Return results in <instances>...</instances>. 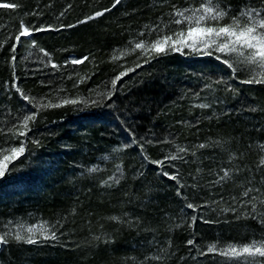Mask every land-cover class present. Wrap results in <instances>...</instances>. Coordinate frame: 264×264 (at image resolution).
Masks as SVG:
<instances>
[{
    "label": "rangeland",
    "instance_id": "rangeland-1",
    "mask_svg": "<svg viewBox=\"0 0 264 264\" xmlns=\"http://www.w3.org/2000/svg\"><path fill=\"white\" fill-rule=\"evenodd\" d=\"M41 1L45 0H36L33 10V14L40 18L38 24L34 18V21H29L27 19L30 17L23 14L18 18V27H12L14 24L7 16L11 9H0V18H4L3 25H0V53L5 56L6 63L9 60L12 62L14 53L11 48L16 44L17 50L22 51L26 75L31 72L38 74L46 86H51L48 80L61 82L54 83L58 88L53 99L44 101L41 97L38 102L58 104L62 99L100 100L96 105L78 103L54 108L68 109L82 117L84 123L105 127L95 142L68 136L56 139L53 136L54 141L49 143L44 132L31 133L32 130L25 137L17 138L14 132L8 130L14 125L19 128L18 118L34 110L31 111L26 105L21 107L19 113L11 110L16 100L23 99L13 94L11 82L0 74V153L7 155L11 147H19L21 141L25 144V153L9 166L11 171L0 177V231L6 230L4 225L9 221L26 224H36L41 220L49 224L59 222L57 241L37 245L10 242L0 246V264H6L7 258L15 256L19 264H60V251L72 248V253L79 258V254H89L91 249L94 250L109 232H113L109 234L111 243L114 241L116 244L106 253L108 255L97 258L94 264H235V261H226L219 254L207 253V247L217 244L219 248H224L229 244L242 245L264 239V224L259 219L245 216L246 212H251V206L245 207L243 202L250 197L242 196L247 188L259 189L250 196L260 197L264 193V166L258 163L264 155L258 147L264 144V85L241 83L250 76V70L246 67L237 72L235 79H230L231 70L216 60L215 55L171 53L157 57L151 60L163 67L157 76L164 77L167 72L171 73L169 79L174 81L171 85L176 90L173 97L175 102L168 105L171 108L164 114L172 123L182 124L183 130L173 135L171 125L170 133L159 137L151 130L149 134L135 132L131 125L141 123L127 115L125 104L118 103V100L136 84L133 81L128 85L118 81L110 98L101 99V94L111 90V80L119 72L144 63L146 57L138 59L139 50L133 52L134 45L129 42H138L141 38L155 39V35L149 37L145 33L144 37H140L138 34L145 31L146 25L156 24L161 17L167 22L173 5L185 8L190 6L189 2L121 0L113 8V0L107 7L111 9L108 12L117 9L119 12L114 17L125 19L126 25L121 31L124 37L105 49L108 66L112 70L104 71L108 75L96 82L92 78L95 73L86 72L85 61L78 65L70 63L72 59H82L84 55L68 52L57 60L55 54L42 47L44 42L37 39L36 46H32V43L24 41L35 36V28L44 27L47 30L39 32L52 30L53 34L57 30L66 31L70 28L68 25L74 24L71 12L65 13L56 6L50 8L47 17H43L45 15L37 10ZM46 1V5H49L55 0ZM65 2L58 0L61 6ZM0 3L13 2L0 0ZM223 3L239 10L249 0H223ZM191 4L198 6L199 0H191ZM250 4L257 8L262 6L261 0H250ZM25 13L30 14L26 10ZM130 16L134 17V24L127 20ZM86 17L84 15L81 20ZM98 19L96 17L88 22L94 24ZM21 21L33 31L31 36L21 37V42L17 43L15 36L19 34ZM48 25L52 28L48 29ZM47 36L43 35L45 38ZM31 39L35 40V37ZM41 48L50 54L51 63L49 57L40 52ZM61 49L62 52L66 51ZM121 52L125 55L121 56ZM114 54L119 59L113 60ZM27 62H30L28 66ZM52 63L59 67L54 69ZM221 78L234 91L225 90V85L214 83ZM209 83L213 84L212 89L205 87ZM84 85L85 89L82 88ZM236 96L245 98L248 105L231 104ZM248 97L252 100L249 101ZM193 99L197 104H193ZM260 101L261 104H256ZM213 102L216 104L211 105ZM200 104H209L210 107L200 108ZM119 108L125 109V112L119 111ZM253 108L256 111H252ZM94 116H99V119L94 121ZM53 132L54 129L50 128L46 133L50 137ZM133 137L139 143L133 144ZM141 143L144 144L143 152L139 146ZM125 144L130 146L124 148ZM200 144L208 147L199 148ZM149 145L156 150L147 151ZM152 146L150 148L153 149ZM178 146L187 148V154H181L182 160L165 162L162 168L144 159L147 155L150 160H163L165 156L175 153ZM230 156L234 159L230 160ZM117 165H121L123 173L119 183L111 186L102 184L101 181L113 174L120 175ZM92 167H97L99 171L89 172L88 169ZM225 168L233 169V175L217 183L222 175L221 170ZM163 171L177 174L179 183L163 176ZM178 188L180 195H177ZM81 189L88 190L91 195L81 193ZM53 194L66 201L55 206V213H44L40 207L41 197ZM81 194H87L89 200H84ZM187 204L196 207L190 209ZM258 211L264 213V206L258 204ZM61 214L63 217L59 216ZM68 216H80L76 228L85 227L82 235H79V231L65 229L66 222L63 223V220ZM112 217L120 219L113 220ZM193 217H196L195 221ZM189 240H193L194 245H189ZM84 249L85 252H82Z\"/></svg>",
    "mask_w": 264,
    "mask_h": 264
},
{
    "label": "snow or ice",
    "instance_id": "snow-or-ice-1",
    "mask_svg": "<svg viewBox=\"0 0 264 264\" xmlns=\"http://www.w3.org/2000/svg\"><path fill=\"white\" fill-rule=\"evenodd\" d=\"M190 6L185 8H178L175 5L172 6V11L168 13V21L165 22L163 17L154 25H146L145 31L139 33L140 37H144L145 33L149 37L155 35V39H139L138 42L130 41L132 51L139 50L138 59L146 57L144 63L150 62L160 56H166L171 53H180L188 55H201V56H213L215 59L221 61L228 69L231 70L230 79H235L237 72L241 68L246 67L250 70V76L248 79L242 80L244 84H256L264 85V0H261V7H252L249 3L241 7L239 10L233 9L231 5H224L223 0H199L198 6H192L191 0H186ZM121 0H114L113 8L120 4ZM19 5L16 3H0V9H16ZM111 9L105 8L103 11L95 12L94 16H88L85 20L78 21V23H85L88 20H92L96 17L102 16L105 12ZM64 13H61L63 15ZM27 15V14H26ZM61 27H64L61 25ZM67 27H74V25H68ZM48 29L52 26L48 25ZM47 30L44 27L35 28V31ZM33 29L25 26L23 21L20 22L19 34L15 36L17 43L21 42V37H29L32 34ZM32 46H36L35 40L32 41ZM16 44L12 45L11 51L15 53ZM44 56L49 57L51 63L50 54L45 52L44 49H39ZM187 50V52H185ZM125 55L121 52V56ZM113 60L119 59L115 54ZM13 62V76L15 77V55L12 56ZM88 57L85 56L82 59H72L70 61L73 65L82 64ZM68 63V62H66ZM54 69L59 66L55 63L51 65ZM139 63L136 67H140ZM134 71L132 68H127L125 71L119 72L111 80V90L101 94V99L110 98L116 89L117 82L122 77L127 75L128 72ZM18 79V78H17ZM216 85H225V90L234 91L226 80L223 78L214 82ZM16 92L20 94L24 101L31 104L36 110L22 116L19 119V128L16 125L9 132H14L19 137H25L27 132L30 131L29 124L34 122L38 113L47 107H60L62 105H76L83 103L86 106L91 103L93 105L99 104L100 100H76V99H62L58 104H44L36 101V98L30 97L25 94L15 84L12 85ZM207 89H212L213 84H206ZM196 95H199L198 93ZM200 108L210 107L209 104H200ZM256 111L255 108L251 109ZM2 131V130H0ZM152 143V141H147ZM38 143V141H36ZM133 144L139 143L134 137ZM219 144V142H216ZM130 145H123L124 148ZM141 152L144 151V144H140ZM199 148H206L208 145L200 144ZM262 152H264V144L258 145ZM188 149L184 147H177L175 153L165 156L163 160H150L145 155L144 159L149 160L154 165L163 167L165 162L175 161L183 159V155L187 154ZM25 153V144L21 141L19 147H11L8 149V154L0 153V177H4L12 169L9 168L20 156ZM230 160L234 159L233 156L229 157ZM259 165L264 166V155L259 159ZM117 172L120 174L117 176L113 174L108 177L107 180L101 181L102 184L111 186L113 183L118 184L123 173L121 171V165H117ZM89 172H97V167L88 169ZM222 175L219 176L217 183H221L231 178L233 175V169H222ZM239 171V169H235ZM162 175L168 177L173 181L179 183L177 174H170L167 171H163ZM182 187V185H181ZM259 192V189L247 188L242 196L250 197V199L243 202L244 206H251V212H246L245 216H251L253 219H259L260 223L264 224V213L258 211V204L264 206V193L260 197L250 196L252 192ZM179 188L177 189V195H180ZM235 199V198H234ZM188 208L192 209L196 206L193 204H187ZM229 209H225L228 211ZM235 211V209H231ZM239 218V217H238ZM113 220H119V217H112ZM196 217H193L195 221ZM57 224H49L48 221H39L36 224H26L22 221H9L4 225V231H0V246L15 242L17 244L23 243L27 245H37L48 241H57L59 239L57 235ZM99 239V237H96ZM189 245H194L193 240L187 241ZM207 253L219 254L224 257L226 261H235V264H264V239L252 240L249 243L242 245L229 244L224 248H219L217 244H210L207 247ZM207 253H201L202 255ZM153 259H161V257H153Z\"/></svg>",
    "mask_w": 264,
    "mask_h": 264
},
{
    "label": "trees",
    "instance_id": "trees-1",
    "mask_svg": "<svg viewBox=\"0 0 264 264\" xmlns=\"http://www.w3.org/2000/svg\"><path fill=\"white\" fill-rule=\"evenodd\" d=\"M8 1L9 2L11 1L19 5L18 8H16L15 10L11 9V12L8 10L9 13H7V16L10 18L11 24H14L12 27L14 26L18 27V18L19 16L22 17L23 14H27L30 17L27 20L34 21L32 20L34 18L37 21V24L40 23L38 20L40 18L33 14L36 0H8ZM46 2L47 1L45 0V1H41L38 4L39 6L37 10L41 14L45 15L43 17H47L49 15L50 8L56 6V9L61 8L63 9L61 11L65 13L71 12L70 16H72V19H74L73 21L74 24H72L74 25V27L65 29L66 31L57 30L56 33L53 34H52L53 32L52 30L47 33L37 32L35 36H32L35 37V42H37V39L39 42L41 41L42 43L44 42V44H42V47H44L47 51H50L51 53L55 54V58H57V60L58 58L61 57V55L64 54L67 55L68 52H74L76 55L87 56L88 60H85L84 62L85 63L84 68L87 70L86 72L88 73L94 72L95 74L93 73L94 75L92 78L96 82L104 80L105 76L108 75L104 71L112 70L111 66H108L109 63L105 55L106 53L105 49L110 45H112L113 43L121 41L123 39L124 34L121 31L123 30L122 28H124V26L126 25V21L125 19L120 20L114 17V14L116 15L119 12L117 9H115L114 12L104 13L102 16L98 17L99 18L98 21L94 24H91V22L89 23L88 21L85 23H78V21H82L81 19H83L82 17L84 15L89 16L97 11H100L103 8L109 7L112 4L113 0H66L65 2L66 4H64L63 6H61L58 3V0L51 1L49 5H46ZM25 10L30 14L25 13ZM3 19L4 18L1 16L0 25H3L2 24ZM127 20L129 21V23L134 24L133 16L128 17ZM45 34H48L46 38L43 37V35ZM31 38L24 39V41L25 42L28 41L29 43H32L33 39ZM25 42L24 44H26ZM37 46H39V43L37 44ZM57 47H59V49ZM61 48L66 49V51L62 52L63 49ZM2 54L3 53L1 52L0 65L2 63V66H0V74L2 76L7 77L12 85L15 84L20 89H22V91L25 94L29 95L30 97L36 98V101L41 97L44 99V101L47 100L48 98L53 99L55 97L57 93L56 88H58V85L54 83L61 84V82H58L57 80L56 81L48 80L47 83H50L51 86H46L45 81H42V79L39 78L38 74L31 72L29 73L30 75H26V73L24 72L25 69L22 60V51L20 49L17 50V48L14 53L16 57L14 62L15 63V69H14L15 77H14L13 62H10L9 60L8 63H6V61L4 60L5 56H3ZM28 63L30 62H27L26 66H28ZM132 69H134V71L128 72L127 75L122 77L119 82L127 83L128 85L133 81L136 85L135 87L133 86L132 89H130L128 93L125 94V96H123V98L118 100V103L123 102V104H125L126 112H127L126 114L129 115L134 121L141 123L138 124L137 126H134L135 124L133 123L130 128L135 132H139L143 134L147 132H148L147 134H149L151 130L157 137H159L165 133L169 134L172 125L173 126L172 134L177 135L179 132L183 130L182 124L177 125L175 123H172L173 121L169 120V117L165 115L167 113V110L171 108V106L168 105H170L171 102H175L173 100V97L176 93V90L175 87L171 85L174 83V81L172 82L169 79V75L171 73L167 72V76L164 77L157 76V73L161 71L163 67H160L159 65H155L154 61L143 63L141 64L140 67H135ZM62 78L63 77H61V79ZM82 88L85 89V85L82 86ZM13 90H14L13 93L14 95L15 94L20 95L19 93L16 92L14 87ZM235 99L236 100L234 102L230 101L231 104L236 105L242 103V106L248 105L246 103L245 98L243 99L242 96H239V98L236 96ZM248 100L250 101L252 100V98L248 97ZM193 104L194 105L197 104L195 99H193ZM215 104L216 102H213L211 105H215ZM256 104L258 105L261 104V101ZM25 105L28 106L31 109V111L36 110L31 104H29L27 101L24 100L22 101L16 100V103H14L11 106V110L19 113L21 107L22 106L24 107ZM47 108H44L38 113L36 120L34 122H31L30 129L33 131L31 133L44 132V137L46 141H48L49 143L54 141L53 136H55L56 139L61 138L62 136H68L71 139H79V140L82 139V140H89L95 142V138L100 137L99 133L102 132V129H104L105 127V125L92 126V124L84 123L82 117L77 116L74 113H71L70 110L68 111V109L65 110L55 109L54 107H47ZM205 110L209 111L208 109ZM119 111L124 113L125 109L119 108ZM96 119H99V116L93 117L94 121ZM50 128L54 129V132L53 135H50L49 137V135L46 132ZM90 128H92V130H89ZM30 131H28L27 133H30ZM150 146L152 145H149L147 147V151L156 150L154 146H152L153 149L150 148ZM84 189L80 190L81 193H87L91 195L88 190H84ZM87 194H83V195L81 194V197L84 200L87 199L89 200L90 197H88ZM65 201H66L65 199L61 198L56 194L49 196L44 195L41 197L40 207L44 213L48 212L49 214L50 213L53 214L56 212V210L55 212H53L55 206H58L60 203L64 204ZM59 216L63 217L62 214ZM79 219L80 216L78 217L68 216L64 218L63 223L66 222L65 229L79 231L81 233L79 235H82V233H84L83 229L85 230V227H83V229L76 228V225L79 224L78 222ZM112 233L109 232L107 234V237L104 238V240H102L94 248V250L91 249V252H89V254H85V253L79 254V258L75 257V254L72 253L71 251L72 248H68L62 252L60 251L61 253L60 264H94L96 261H98L97 258H101V259L104 258L106 255H108L106 253L109 250H111V247L115 246L116 243L114 241L113 243H111V239L109 238V234ZM82 252H85V249ZM17 259L18 258L16 256L15 258L14 257L7 258V260L5 259L6 264H19ZM34 264L37 263L35 262Z\"/></svg>",
    "mask_w": 264,
    "mask_h": 264
}]
</instances>
